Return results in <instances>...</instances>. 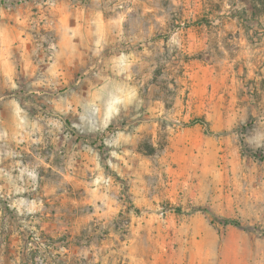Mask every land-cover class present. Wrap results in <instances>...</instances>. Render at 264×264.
Returning a JSON list of instances; mask_svg holds the SVG:
<instances>
[{
  "label": "rangeland",
  "instance_id": "obj_1",
  "mask_svg": "<svg viewBox=\"0 0 264 264\" xmlns=\"http://www.w3.org/2000/svg\"><path fill=\"white\" fill-rule=\"evenodd\" d=\"M258 151L264 0H0V264H264Z\"/></svg>",
  "mask_w": 264,
  "mask_h": 264
},
{
  "label": "trees",
  "instance_id": "obj_2",
  "mask_svg": "<svg viewBox=\"0 0 264 264\" xmlns=\"http://www.w3.org/2000/svg\"><path fill=\"white\" fill-rule=\"evenodd\" d=\"M189 126H194V125H203V126H207L208 123L205 119H202V118H197V119H194L192 120L189 124ZM207 133L209 134H213V132H211L210 130H207ZM251 153V152H249ZM255 157H264L263 154H262V151H258V152H255L253 154ZM177 212H181V209L180 208H177ZM217 222L226 227V226H233V227H236V228H242V224L237 221V220H234V219H219L217 220Z\"/></svg>",
  "mask_w": 264,
  "mask_h": 264
},
{
  "label": "crops",
  "instance_id": "obj_3",
  "mask_svg": "<svg viewBox=\"0 0 264 264\" xmlns=\"http://www.w3.org/2000/svg\"><path fill=\"white\" fill-rule=\"evenodd\" d=\"M3 69H4V71H6V68L3 67ZM8 71H9V70H8Z\"/></svg>",
  "mask_w": 264,
  "mask_h": 264
}]
</instances>
